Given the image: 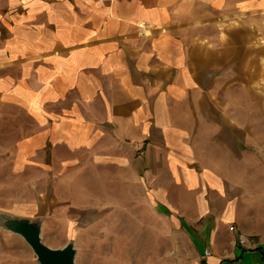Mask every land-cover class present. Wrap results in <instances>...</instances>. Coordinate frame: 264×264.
Returning <instances> with one entry per match:
<instances>
[{
	"label": "crops",
	"instance_id": "crops-1",
	"mask_svg": "<svg viewBox=\"0 0 264 264\" xmlns=\"http://www.w3.org/2000/svg\"><path fill=\"white\" fill-rule=\"evenodd\" d=\"M117 187L191 264H264V0H0V212L111 229ZM0 264L36 262L0 228Z\"/></svg>",
	"mask_w": 264,
	"mask_h": 264
},
{
	"label": "rangeland",
	"instance_id": "rangeland-1",
	"mask_svg": "<svg viewBox=\"0 0 264 264\" xmlns=\"http://www.w3.org/2000/svg\"><path fill=\"white\" fill-rule=\"evenodd\" d=\"M50 182L56 183V180ZM62 182L63 185L58 190L64 198H72L76 194L84 198L87 192H92L95 196L97 191L105 197L108 192V187L104 186L90 188L88 185H70L79 182L73 178L64 179ZM40 189L38 187L37 191ZM49 189L51 197V190L55 187L50 186ZM113 189L114 217L111 229L105 227L104 219L98 220L90 229L78 227V224L73 223V220H77L75 212L67 207L61 213L64 215L62 218L50 219L40 213L29 218L42 221L41 240L46 246L61 249L70 242L76 244V248H80L76 264H191L192 252L184 238L179 234L175 238L171 235L173 232L169 225L152 215L155 208L151 203L145 201L138 205L136 192L130 197L128 194L123 195L121 187ZM57 205L60 204L50 203L54 209ZM137 212H144V219L139 220L144 222L143 227L136 224V219L126 217L128 214L136 216ZM74 229L77 230L75 234ZM22 240L27 244L24 238ZM33 259L39 264L34 252Z\"/></svg>",
	"mask_w": 264,
	"mask_h": 264
},
{
	"label": "water",
	"instance_id": "water-1",
	"mask_svg": "<svg viewBox=\"0 0 264 264\" xmlns=\"http://www.w3.org/2000/svg\"><path fill=\"white\" fill-rule=\"evenodd\" d=\"M0 228L24 238L39 264H76L78 249L74 243L70 242L61 249H52L42 242V221L38 218H23L0 212Z\"/></svg>",
	"mask_w": 264,
	"mask_h": 264
},
{
	"label": "built area",
	"instance_id": "built-area-1",
	"mask_svg": "<svg viewBox=\"0 0 264 264\" xmlns=\"http://www.w3.org/2000/svg\"><path fill=\"white\" fill-rule=\"evenodd\" d=\"M240 241H241V243H244V241L242 239Z\"/></svg>",
	"mask_w": 264,
	"mask_h": 264
}]
</instances>
